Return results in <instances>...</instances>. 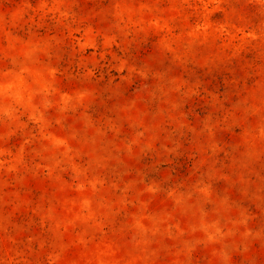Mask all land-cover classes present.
Segmentation results:
<instances>
[{
  "label": "rangeland",
  "instance_id": "obj_1",
  "mask_svg": "<svg viewBox=\"0 0 264 264\" xmlns=\"http://www.w3.org/2000/svg\"><path fill=\"white\" fill-rule=\"evenodd\" d=\"M0 264H264V0H0Z\"/></svg>",
  "mask_w": 264,
  "mask_h": 264
}]
</instances>
